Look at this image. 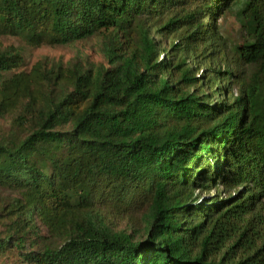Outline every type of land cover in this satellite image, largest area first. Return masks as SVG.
Returning <instances> with one entry per match:
<instances>
[{
    "label": "trees",
    "instance_id": "1",
    "mask_svg": "<svg viewBox=\"0 0 264 264\" xmlns=\"http://www.w3.org/2000/svg\"><path fill=\"white\" fill-rule=\"evenodd\" d=\"M227 14L246 35L232 60ZM153 28L178 41L164 60ZM108 31L110 66L44 69L36 87L0 52V115L19 104L27 125L0 140V185L20 193L0 264H264V0H0V34L33 46ZM112 203L140 229L114 231Z\"/></svg>",
    "mask_w": 264,
    "mask_h": 264
},
{
    "label": "rangeland",
    "instance_id": "2",
    "mask_svg": "<svg viewBox=\"0 0 264 264\" xmlns=\"http://www.w3.org/2000/svg\"><path fill=\"white\" fill-rule=\"evenodd\" d=\"M209 23V20L207 21ZM219 25L221 32L226 38L227 42V60H232L231 47L240 45L245 39V32L238 22L234 14L224 15L219 19ZM153 35L157 38L160 44V59L164 60L168 58V50L171 49L172 43L177 41L172 35H166L157 31V28L152 29ZM112 32H103L92 37L75 41L65 45H41L33 46L28 44L24 39L18 36L0 34V52L9 51L12 53L20 54L23 63L20 66L13 67L9 75L26 73L30 77L32 86L36 87L42 80L41 70L51 69L54 67L62 66L65 69L73 67L76 64L83 66L84 68L96 69L101 65L110 66L108 58L105 54L104 47L109 43ZM178 42V41H177ZM202 61V60H200ZM190 63L198 67V76H203L206 73L207 65L200 64L194 58L190 59ZM220 66L224 69L226 63L220 62ZM243 74L248 76L252 75L256 71L255 66H245L241 68ZM234 93L237 95L239 91V85L236 83V79L233 78ZM21 113V106L17 104L16 107L9 109L3 115H0V140L7 138L15 131L20 136L24 137L27 134V125L20 126L19 128L15 124L16 117ZM216 190L205 193L206 198L212 199L216 196ZM20 197V193L12 188L3 187L0 185V235L5 230L4 218L5 210L11 204H14L15 199ZM10 207V206H9ZM108 208H101V214L105 222L114 230H127L133 232L140 229L141 220L140 213L133 210L117 209L114 203L107 206ZM8 211V210H6ZM41 234L48 236L47 228L38 222ZM12 260L18 259V256L11 258ZM19 264H30L20 261Z\"/></svg>",
    "mask_w": 264,
    "mask_h": 264
}]
</instances>
